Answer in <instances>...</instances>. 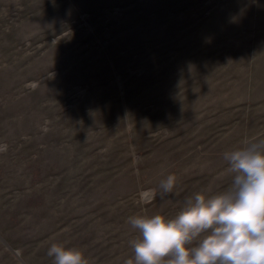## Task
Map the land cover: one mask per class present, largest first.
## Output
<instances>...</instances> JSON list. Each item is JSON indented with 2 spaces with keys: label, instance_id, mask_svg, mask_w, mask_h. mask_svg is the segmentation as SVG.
Returning <instances> with one entry per match:
<instances>
[{
  "label": "rangeland",
  "instance_id": "374dc122",
  "mask_svg": "<svg viewBox=\"0 0 264 264\" xmlns=\"http://www.w3.org/2000/svg\"><path fill=\"white\" fill-rule=\"evenodd\" d=\"M258 137L264 0H0V264L134 260L128 217L225 191Z\"/></svg>",
  "mask_w": 264,
  "mask_h": 264
},
{
  "label": "clouds",
  "instance_id": "9594fccd",
  "mask_svg": "<svg viewBox=\"0 0 264 264\" xmlns=\"http://www.w3.org/2000/svg\"><path fill=\"white\" fill-rule=\"evenodd\" d=\"M223 159L233 173L225 191L195 193L174 218L128 217L140 235L125 264H264V138L245 139ZM176 183L174 173L161 180V195ZM47 255L54 264H89L82 250L62 244H51Z\"/></svg>",
  "mask_w": 264,
  "mask_h": 264
},
{
  "label": "water",
  "instance_id": "95a60500",
  "mask_svg": "<svg viewBox=\"0 0 264 264\" xmlns=\"http://www.w3.org/2000/svg\"><path fill=\"white\" fill-rule=\"evenodd\" d=\"M14 252L16 253L17 256H19V252L17 250H14Z\"/></svg>",
  "mask_w": 264,
  "mask_h": 264
}]
</instances>
